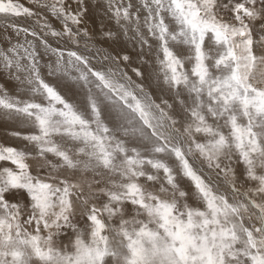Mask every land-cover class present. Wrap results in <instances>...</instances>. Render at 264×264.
<instances>
[{
	"label": "rangeland",
	"instance_id": "374dc122",
	"mask_svg": "<svg viewBox=\"0 0 264 264\" xmlns=\"http://www.w3.org/2000/svg\"><path fill=\"white\" fill-rule=\"evenodd\" d=\"M37 1L0 0V12L32 18L64 45L54 48L56 54L41 53L51 77L33 89L32 106L40 114L11 110V136L0 135V264H264V0H159L167 8L156 0H108L110 20L104 15L101 22L74 0H41L40 7ZM165 8L175 11L168 15ZM139 29L144 39L130 47L124 38ZM163 43H169L167 49ZM148 45L152 48L144 51ZM54 56L64 63L63 72L56 71ZM115 62L166 111L173 139L145 96L134 97L118 81ZM95 63L113 76L93 69ZM93 85L96 103L83 95ZM57 89L77 96L72 104L80 115ZM77 99L86 102L83 110ZM188 156L233 189L204 178Z\"/></svg>",
	"mask_w": 264,
	"mask_h": 264
},
{
	"label": "bare ground",
	"instance_id": "6f19581e",
	"mask_svg": "<svg viewBox=\"0 0 264 264\" xmlns=\"http://www.w3.org/2000/svg\"><path fill=\"white\" fill-rule=\"evenodd\" d=\"M43 1V0H42ZM69 1V0H68ZM75 1V6L76 5H78V6H80L81 4H83V6H86V7H89V10H90V13H93L94 15H96L97 17H98V19H99V21L101 22V19H102V17L105 15V19L106 20H110V15H109V12H108V10H107V5H108V0H74ZM113 1V0H112ZM143 1H145V0H143ZM37 2H39V7H40V5H42V3L43 2H41V0H38ZM73 2V1H72ZM133 2V1H132ZM154 2H156V5H162L163 7H165L166 5H165V2L164 1H159V0H156V1H154ZM170 2V1H169ZM32 3V2H31ZM61 3V2H60ZM64 3V2H63ZM141 3H144V2H141ZM167 3V2H166ZM173 3V2H172ZM171 3V4H172ZM44 4V3H43ZM68 4V3H67ZM70 4V3H69ZM130 4V3H129ZM132 4V3H131ZM154 4V3H153ZM174 4V3H173ZM172 4V5H173ZM176 4V3H175ZM174 4V5H175ZM36 5H38V4H36ZM71 5V4H70ZM47 6V5H46ZM59 6V5H58ZM134 6V5H133ZM138 6V5H137ZM167 6H168V3H167ZM167 6H166V8H167ZM42 7V6H41ZM159 7V6H158ZM158 7H156L157 9H158ZM170 7V6H169ZM43 8H45V6L43 7ZM48 8V7H47ZM56 8V7H55ZM136 8V7H135ZM140 8V7H139ZM152 8V7H151ZM166 8H165V10L163 9V11H167V13L168 12H170L169 10H171V9H174V8H168L167 10H166ZM46 9V8H45ZM48 9H51V8H48ZM130 9V8H129ZM147 9V8H146ZM153 9V8H152ZM57 10V9H56ZM59 10V9H58ZM57 10V11H58ZM81 10H83V9H81ZM88 10V11H89ZM120 10V9H119ZM139 10V9H138ZM141 10V9H140ZM140 10H139V12H140ZM160 10H162V9H160ZM40 11V10H39ZM53 11V10H52ZM148 11H150V9H148ZM152 11V10H151ZM174 11H175V9H174ZM70 12V11H69ZM130 12V11H129ZM156 12V11H155ZM159 13H160V11H158ZM82 13V12H81ZM127 13H128V11H127ZM134 13V12H133ZM140 13H142V12H140ZM149 13V12H148ZM158 13V14H159ZM178 13H180V12H178ZM46 14V13H45ZM63 14V13H62ZM126 14V13H125ZM136 14V13H135ZM138 14V13H137ZM151 14V13H150ZM161 14V13H160ZM159 14V15H160ZM165 14H166V12H165ZM164 14V15H165ZM171 14V12L170 13H168V15H170ZM55 15V14H54ZM163 15V16H164ZM178 15V14H177ZM59 16V15H58ZM62 16V15H61ZM125 16V15H124ZM147 16H148V14H147ZM157 16V15H156ZM172 16H174L173 14H172ZM179 16V15H178ZM248 16H250V15H248ZM63 17V16H62ZM78 17V16H77ZM123 17V16H122ZM139 17V16H138ZM149 17V16H148ZM147 17V18H148ZM152 17H153V13H152ZM175 17H176V15H175ZM182 17V16H181ZM252 17V16H251ZM47 18H48V16H47ZM53 18V17H52ZM64 18V17H63ZM141 18H142V16H141ZM154 18H155V16H154ZM160 18H161V16H160ZM162 18H167V19H170V20H172V18H171V16L169 17V16H167V15H165L164 17H162ZM178 18V17H177ZM69 19V18H68ZM82 19V18H81ZM126 19V18H125ZM133 20H134V18H132ZM53 20V19H52ZM60 20V19H59ZM96 20V19H95ZM94 20V21H95ZM128 20V19H127ZM164 20V19H163ZM57 21V20H56ZM102 21H104V20H102ZM135 21V20H134ZM137 21H138V19H137ZM141 21V20H140ZM155 21V20H154ZM165 21V20H164ZM50 22H51V20H50ZM75 22H76V20H75ZM105 22V21H104ZM124 22H125V20H124ZM156 22V21H155ZM0 23H2V25L3 24H5V25H8L7 26V28H5L4 26H1L0 25V33H4V34H2L1 36H4V38L5 39H1L0 40V135L2 136V135H7V136H11V130H10V126L11 125H13V124H9V121H8V118H9V112L11 111V110H16V111H19V112H22L23 110H24V108L25 109H29L30 110V112H32V114H29L28 115V117H30V116H34L37 112L40 114V112H41V108L40 109H38V108H34L33 106H32V102L31 101H34L35 102V99H36V95H35V91H36V89H38V86H39V84H42V85H44L45 84V82L46 81H48V78L50 79V75H49V73H48V70H49V72H51V69H50V67H47V64L46 65H44L43 64V62H44V60L46 61V58H44V60H43V58H42V56H41V53L43 52V50L45 49V51H46V53L45 54H47L48 56H49V54H51V53H47L48 51H50V52H52V55H53V53L54 54H56L55 52H56V50H54V48L55 49H61V48H63L64 47V45H63V42L57 37V36H55V35H50L49 33H48V35L47 34H45V33H43V31L42 30H40L41 29V27H42V24H39L38 22H35L32 18H29V17H27V16H23V15H14V14H12V13H9V12H7V13H4V12H0ZM43 23V22H42ZM68 23V22H67ZM139 23V22H138ZM167 23V22H166ZM125 24H127V23H125ZM136 24V23H135ZM248 24V23H247ZM13 25L15 26V27H13ZM43 25H45V23L43 24ZM55 25H56V23H55ZM57 25H60V24H58L57 23ZM156 25V24H155ZM158 25V24H157ZM169 24L167 23V25L166 26H168ZM189 25H191V24H189ZM50 26V25H49ZM89 26V25H88ZM100 26V25H99ZM107 26V25H106ZM125 26V25H124ZM129 25L127 24V27H128ZM141 26V25H140ZM165 26V25H164ZM163 26V27H164ZM170 26V25H169ZM18 27V28H17ZM45 27V26H44ZM48 27V26H47ZM132 27H134V26H132ZM162 27V26H161ZM179 27H180V25H179ZM195 27V26H194ZM21 28H23V30H26L25 28H27V29H30L31 31H32V33H33V35H29V34H24L25 32H19L20 30H22ZM54 28H56V26H54ZM117 28V27H116ZM129 28V27H128ZM127 28V31H129V29ZM137 29H138V27H136ZM140 28V27H139ZM156 28V27H155ZM165 28V27H164ZM174 28H176V27H174ZM9 29V30H8ZM48 29V28H47ZM86 29H88V28H86ZM107 29V28H106ZM118 29V28H117ZM123 29V28H122ZM130 29H132V28H130ZM152 29V28H151ZM199 29H201V28H199ZM168 30V29H167ZM177 30V29H176ZM207 30V29H206ZM254 30V29H253ZM29 31V30H28ZM126 31V32H127ZM162 31V30H161ZM170 31V30H169ZM194 31V30H193ZM131 32V31H130ZM129 32V33H130ZM144 32H145V29H144ZM152 32H153V30H152ZM156 31H154V33H155ZM166 32V31H165ZM125 33V32H124ZM174 33H176V32H174ZM122 34V33H121ZM156 34V33H155ZM154 34V35H155ZM160 34V33H159ZM178 34V33H177ZM257 34V33H256ZM24 35H26V37H24ZM37 35V36H36ZM93 35V34H92ZM140 29H139V31H135V37H132L131 36V39H129V40H127L126 38H124V41L130 46V47H137L138 45H139V42L141 41V40H143L144 38H141L140 36ZM151 35V34H150ZM162 35V34H161ZM175 35V34H174ZM174 35H172V36H174ZM180 35V34H179ZM107 36V35H106ZM105 36V37H106ZM156 36H157V34H156ZM163 36V35H162ZM170 36V35H169ZM196 36V35H195ZM208 36L210 37L211 35H209L208 34ZM140 37V38H139ZM166 37V36H165ZM178 37V36H177ZM88 38V37H87ZM86 38V39H87ZM107 38V37H106ZM151 38V37H150ZM155 38V37H154ZM191 38V37H190ZM204 38V37H203ZM113 39V38H112ZM159 39H161L160 37H159ZM168 39V38H167ZM181 39V38H180ZM187 39V38H186ZM47 41V43L46 44H44V45H42V44H40L39 42H43V41ZM158 40V39H157ZM163 40V39H162ZM177 40V39H176ZM185 40V39H184ZM109 41V40H108ZM161 41V40H160ZM197 41V40H196ZM65 42V41H64ZM91 42V41H90ZM122 42V41H121ZM120 42V43H121ZM189 42V41H188ZM191 42V41H190ZM150 43H153V42H150ZM180 43V42H179ZM179 43H178V45H179ZM98 44V43H97ZM124 44V43H123ZM148 44V43H147ZM164 44V46L166 47V49L168 48V46H167V44H169V43H163ZM194 44V43H193ZM198 44V43H197ZM48 46L49 48H51L52 50H48L45 46ZM69 45V44H68ZM94 45V44H93ZM155 45V44H154ZM153 45V46H154ZM157 46H161L162 45V43H159V44H156ZM177 45V46H178ZM196 45V44H195ZM200 45V44H199ZM101 46V45H100ZM122 46V45H121ZM197 46V45H196ZM53 47V48H52ZM65 47L66 48H68V46H66L65 45ZM103 47V46H102ZM105 47V46H104ZM139 47V46H138ZM143 47V46H142ZM107 48V47H106ZM109 48H111V47H109ZM108 48V49H109ZM128 48V47H127ZM141 48V47H140ZM152 48V45H148V46H146L143 50L144 51H146V49H151ZM172 48V47H171ZM107 49V50H108ZM130 49V48H129ZM132 49V48H131ZM170 49V48H169ZM96 50V49H95ZM133 50V49H132ZM135 50V49H134ZM141 50V49H140ZM111 51V50H110ZM130 51V50H129ZM139 50H137V51H135V52H138ZM225 51V50H224ZM108 52V51H107ZM106 52V53H107ZM127 52V51H126ZM36 53H38V54H36ZM130 53H134L133 51L132 52H130ZM143 52H141V53H139V54H142ZM150 53V52H149ZM169 53V52H168ZM83 54V53H82ZM92 55H93V53H91ZM135 54H137V53H135ZM146 54V53H145ZM151 54V53H150ZM165 54V53H164ZM38 55V56H37ZM111 55H113V54H111ZM115 55H118V54H115ZM127 55V54H126ZM132 55V54H131ZM147 55H149V54H147ZM146 55V56H147ZM161 55V54H160ZM163 55V54H162ZM79 56V55H78ZM121 56V55H120ZM135 56V55H134ZM140 56V55H139ZM152 56H154V53L152 52ZM51 57V56H50ZM57 57L58 56H54V58H55V60H56V64H57V68H56V71H59V72H63V70H62V68H63V65H64V63H62V61L61 62H57ZM109 57H110V55H109ZM113 57H114V55H113ZM128 57V56H127ZM132 57H133V55H132ZM157 57V56H156ZM60 58V57H59ZM58 58V60H60ZM74 58V57H73ZM72 58V59H73ZM83 58V57H82ZM116 58V57H115ZM139 58H142V57H138L137 58V60L139 59ZM144 58H146V57H144ZM148 58V57H147ZM162 58H164V57H162ZM176 58V57H175ZM68 59V58H67ZM66 59V60H67ZM129 59V58H128ZM158 59V58H157ZM61 60H62V58H61ZM77 60V59H76ZM104 60V59H103ZM124 60V59H123ZM126 60H127V58H126ZM187 60V59H186ZM224 60V59H223ZM89 61V60H88ZM92 61V60H91ZM107 61V60H106ZM148 61V60H147ZM157 61V60H156ZM190 61V60H189ZM188 61V62H189ZM55 62V61H54ZM96 62V61H95ZM136 62V61H135ZM187 62V61H186ZM46 63V62H45ZM53 63V62H52ZM104 63V62H103ZM113 63H114V61H113ZM112 63V64H113ZM116 63V65L115 66H118V70H119V74H116V75H118V77L117 78H120V79H118V81L120 82V83H122L123 84V86H126L127 88H126V90L128 89V90H130L131 91V93H133V96L134 97H136V98H140V100H144L143 99V97L145 96V99H146V101L147 102H145V103H147L148 104V106L151 108V110L153 111V114H154V112L156 113V116L157 117H160L161 119H163L165 122V125L167 126V130H168V133H169V135L172 137V139H173V135H174V130H173V128H172V126H171V124H170V119H169V117L165 114L166 113V111L161 107H159L158 106V104H156L155 102H153L149 97H148V93L147 92H145V91H142V89L140 90L139 88L140 87H137V86H135V83H134V81L132 80V78H131V76L129 75V74H127V72H125V69H126V67H125V69H124V67L123 66H121V64H117L118 62H115ZM129 63H130V61H129ZM132 63H134V62H132ZM155 63V62H154ZM66 64V63H65ZM98 64L101 66V64L98 62ZM97 63H95L94 65H92L91 67H93V69L94 68H96V69H98V70H100L101 69V71H100V73L101 74H103V75H108V73H110L111 74V72L110 71H108L107 69V72L108 73H106V72H103L104 70L102 69V68H100V66L98 65ZM107 64H108V62H107ZM126 64V63H125ZM168 64H170V63H168ZM104 65V64H103ZM109 65V64H108ZM130 65V67L132 66L131 65V63L129 64ZM160 65H161V63H160ZM229 65V64H228ZM49 66V65H48ZM90 66V65H89ZM128 66V65H127ZM156 66V65H155ZM129 67V66H128ZM129 67V68H130ZM136 67V66H135ZM157 67V66H156ZM160 67V66H159ZM221 67H223V66H221ZM107 68V67H106ZM158 68V67H157ZM160 68H162V67H160ZM220 67L218 66V69H219ZM95 69V70H96ZM113 71H117L116 69V67H113ZM132 69H134V68H132ZM137 69V68H136ZM142 69V68H141ZM156 69V68H155ZM192 69V68H191ZM214 69V68H213ZM140 69H138V71H139ZM161 70H163V69H161ZM228 70V69H227ZM97 71V70H96ZM112 71V72H113ZM137 71V70H136ZM143 71V70H142ZM189 71V70H188ZM95 72V71H94ZM91 73H92V71H91ZM144 73V72H143ZM147 72H145V74H146ZM149 73V72H148ZM162 73V72H161ZM93 74V73H92ZM125 74H127V75H125ZM141 74V73H140ZM150 74V73H149ZM70 75V74H69ZM73 75V74H72ZM77 75V74H76ZM87 75V74H86ZM112 75V74H111ZM153 74H151V76H152ZM161 75V74H160ZM78 76V75H77ZM91 76V75H90ZM113 76V75H112ZM111 76V77H112ZM140 76V75H139ZM138 76V77H139ZM142 76H143V74H142ZM159 77V74H157V75H155V78L156 77ZM54 77H59V74H58V72H55V74H54ZM66 78H67V76H65ZM70 77V76H69ZM68 77V79H70ZM80 77V76H79ZM108 77V76H107ZM137 77V76H136ZM148 77H150V75L149 76H147V78ZM230 77V76H229ZM261 77V76H260ZM75 78V77H74ZM74 78H73V80H74ZM82 78V77H81ZM93 78V77H92ZM108 78H110V77H108ZM61 79H62V76H61ZM77 79H78V77H77ZM97 79V78H96ZM115 79V78H114ZM137 79V78H136ZM149 79V78H148ZM151 79V78H150ZM159 80H160V78H158ZM76 80V79H75ZM92 80V79H91ZM206 80V79H205ZM63 81V80H62ZM87 81V80H86ZM90 81V80H89ZM98 81V80H97ZM102 81V80H101ZM149 81H151V80H149ZM82 82H83V80H82ZM160 82V81H159ZM56 83H57V81H56ZM63 83H65V81L63 82ZM79 83V82H78ZM78 83H76V84H78ZM90 83V82H89ZM99 83V82H98ZM52 84H53V86L54 87H56L57 85L54 83V82H52ZM59 84V83H58ZM62 84V83H61ZM60 84V85H61ZM68 84V83H67ZM73 84V83H72ZM80 84V83H79ZM100 84V83H99ZM159 84V83H158ZM64 85V84H63ZM66 85V84H65ZM64 85V86H65ZM80 86V85H79ZM83 86H85V85H83ZM117 86V85H116ZM46 87H48V86H46ZM50 87H51V85H50ZM58 87V86H57ZM61 87H62V85H61ZM72 89H76V88H74V86L72 87V86H70ZM100 87V86H99ZM252 87V86H251ZM40 88H41V86H40ZM43 88V87H42ZM68 88V87H67ZM66 87H65V90L67 89ZM70 88V89H71ZM79 88V87H78ZM81 88V87H80ZM84 88V87H83ZM82 88V89H83ZM89 88V87H88ZM102 88V87H101ZM124 88V87H123ZM152 88V87H151ZM33 89L35 90V91H33ZM62 89H64V88H62ZM62 89H57V90H61V95H63L64 96V99H66V101H69L68 103L70 104V109L73 107L74 108V111L76 112L75 114L76 115H80V110H78L77 108H76V104H75V98L77 97H66L65 96V91H62ZM71 89V90H72ZM93 89H96V88H94V85H93V88L91 87V88H89V89H87V91H86V93H84L83 95H85L86 97H88L89 98V100L91 99L94 103H96L97 102V100L94 98V95H95V93H93L94 92V90ZM118 89V88H117ZM116 89V90H117ZM122 89V88H121ZM221 89V88H220ZM43 90V89H42ZM53 90V89H52ZM107 90V89H106ZM105 90V91H106ZM119 90V89H118ZM260 90V89H259ZM53 91H55V90H53ZM68 91V90H67ZM75 91V90H74ZM84 91V90H83ZM98 91V90H97ZM109 91V90H108ZM122 91V90H121ZM176 91H178V90H176ZM205 91V90H204ZM257 91V90H256ZM42 92V91H41ZM56 92V91H55ZM59 92V91H58ZM69 92H72V91H70L69 90ZM247 92V91H246ZM38 93V92H37ZM75 93V92H74ZM92 93L94 94V95H92ZM127 93V92H126ZM205 93V92H204ZM212 93V92H211ZM210 93V94H211ZM262 93V92H261ZM13 94L15 95V96H17V98H15L14 96H13ZM59 93H57V95H58ZM69 94V93H68ZM76 94V93H75ZM74 94V95H75ZM82 94V93H81ZM110 94V93H109ZM250 94V93H249ZM70 95H73L72 93L70 94ZM123 95H125V94H123ZM138 95L140 96V97H138ZM212 95V94H211ZM51 96V95H50ZM60 96V95H59ZM58 96V97H59ZM63 96H62V98H63ZM103 96H105V94H103ZM102 96V97H103ZM150 96V95H149ZM185 96V95H184ZM54 97H55V95H54ZM61 97V96H60ZM59 97V98H60ZM96 97V96H95ZM109 97V96H108ZM115 97V96H114ZM172 97V96H171ZM192 97V96H191ZM261 97V96H260ZM62 98H60L61 100H64V99H62ZM82 98V97H81ZM105 99L107 98V97H104ZM30 99V100H29ZM45 99H47V98H45ZM67 99H69V100H67ZM85 99V98H84ZM114 99V98H113ZM116 99H117V97H116ZM171 99V98H170ZM83 100V99H82ZM136 100V99H135ZM76 101H79V103H80V100H76ZM64 101H62V103H63ZM83 102V101H82ZM81 102V103H82ZM117 102H118V100H117ZM117 102H114V103H117ZM136 102V101H135ZM143 102V101H142ZM173 102H175V100L173 101ZM14 103L17 105V104H19V108H17L15 105H14ZM75 104V105H73V104ZM78 102H77V104H79ZM81 103L78 105L79 106V108H81L80 107V105H81ZM86 104V102H83V104ZM91 103V102H90ZM119 103H120V100H119ZM39 103L37 102V104L36 105H38ZM82 104V105H83ZM146 104V105H147ZM234 104V103H233ZM140 105V104H139ZM170 105H172V103L170 104ZM39 106V105H38ZM52 106V105H51ZM54 106V105H53ZM67 106V105H66ZM96 106V105H95ZM137 106H138V104H137ZM173 106V105H172ZM55 107V106H54ZM90 107V106H89ZM140 107V106H139ZM169 107V106H168ZM231 107V106H230ZM34 108V109H33ZM47 108V107H46ZM72 108V109H73ZM84 108V107H83ZM114 108V107H113ZM148 108V107H147ZM184 108V107H183ZM186 108V107H185ZM48 109V108H47ZM52 109H54V108H52ZM70 109H69V111H70ZM82 109V108H81ZM87 109V108H86ZM98 109H99V107H98ZM121 109H123V108H121ZM163 111H162V110ZM228 109V108H227ZM67 109L66 108H62V110L61 111H66ZM83 110V109H82ZM82 110H81V112H82ZM91 110H93V109H91ZM112 110V109H111ZM49 111V110H48ZM85 111V110H84ZM114 111V110H113ZM122 112H125V111H123V110H121ZM148 111H150V110H148ZM185 111V110H184ZM254 111V110H253ZM72 112V111H71ZM90 112V111H89ZM165 112V113H164ZM174 112V111H173ZM2 113L4 114L3 116H4V118L2 119V117H1V115H2ZM46 113V112H45ZM52 113V112H51ZM51 113H49V114H51ZM91 114H92V112H90ZM102 114H103V112H101ZM149 113V112H148ZM34 114V115H33ZM38 114V115H39ZM61 114V113H60ZM71 114V113H70ZM85 114V113H84ZM93 114H94V112H93ZM100 114V113H99ZM133 114V113H132ZM206 114V113H205ZM25 115H26V113H25ZM125 115V114H124ZM123 115V116H124ZM176 115V114H175ZM178 115V114H177ZM179 115H180V113H179ZM21 116H22V114H21ZM89 116V115H88ZM95 116V115H94ZM126 116H129V115H126ZM125 116V117H126ZM153 116V115H152ZM181 116L183 117V118H186L185 117V115L184 114H181ZM27 117V116H26ZM52 117V116H51ZM71 117V116H70ZM81 117V116H80ZM104 117V116H103ZM102 117V118H103ZM116 117V116H115ZM121 117H122V115H121ZM125 117H124V119H125ZM180 117V116H179ZM53 118V117H52ZM117 118V117H116ZM115 118V119H116ZM119 118V117H118ZM127 118V117H126ZM223 118V117H222ZM130 120L132 119V118H129ZM154 119V118H153ZM32 120V119H31ZM90 120V119H89ZM102 120V119H101ZM105 120V119H104ZM107 120V119H106ZM105 120V121H106ZM121 120H122V118H121ZM128 120V119H127ZM155 120V119H154ZM193 120L195 121V119L193 118ZM221 121H222V119H220ZM103 121V120H102ZM118 121V120H117ZM116 121V122H117ZM157 121V120H156ZM155 121V122H156ZM159 121V120H158ZM157 121V122H158ZM190 121H192V120H189V122ZM28 122H29V124H31L30 123V121L28 120ZM107 122V121H106ZM120 122V121H119ZM123 122H124V120H123ZM126 122V121H125ZM129 122V121H128ZM133 122L134 121H132L130 124H133ZM160 122H162V121H160ZM193 122V121H192ZM217 122H218V120H217ZM91 123V122H90ZM102 123H104V122H102ZM112 123H114V122H112ZM121 123H122V121H121ZM164 123H162V124H164ZM193 123H195V122H193ZM21 124L22 125H24V124H26L25 122L24 123H22L21 122ZM33 124V123H32ZM106 124V123H105ZM117 124V123H116ZM125 124V123H124ZM224 124V123H223ZM28 125V124H27ZM109 125V124H108ZM127 125H128V123H127ZM136 125V124H135ZM198 125V124H197ZM261 125V124H260ZM14 126V125H13ZM36 126V125H35ZM92 126V125H91ZM122 126V125H121ZM120 126V127H121ZM125 126V125H124ZM153 126H155L156 127V125H153ZM191 126H193V125H191ZM220 126V125H219ZM16 127V126H15ZM111 127L112 126H110V129H109V131L111 130ZM128 127V126H127ZM136 127V126H135ZM157 127H159V126H157ZM13 129V128H12ZM112 129H114V128H112ZM131 129V128H130ZM160 129V128H159ZM162 129V128H161ZM165 128H163V130H164ZM166 129H165V131H166ZM14 130V129H13ZM120 130V129H119ZM209 130V129H208ZM219 130L220 131H224L223 129H221L220 127H219ZM219 130L217 131V132H219ZM16 131V130H15ZM14 131V132H15ZM56 131V130H55ZM104 131V130H103ZM116 131H118V130H116ZM143 131V130H142ZM193 131H194V129H193ZM201 131V130H200ZM113 133H114V131H112ZM198 132V131H197ZM226 132V131H225ZM74 133V132H73ZM111 133V132H110ZM118 133H120V132H117V134ZM133 133V132H132ZM136 133V132H135ZM222 133V132H221ZM264 133V132H263ZM66 134V133H65ZM64 134V136H66ZM115 134V133H114ZM120 134H122V131H121V133ZM147 134V133H146ZM224 134V133H223ZM110 135V134H109ZM150 135V134H149ZM155 135V134H154ZM196 135V134H195ZM146 136V135H145ZM156 136V135H155ZM167 136V135H166ZM206 136V135H205ZM6 137V136H5ZM94 137V136H93ZM114 137V136H113ZM157 137V136H156ZM203 137V136H202ZM170 138V137H169ZM179 138V137H178ZM213 138V137H212ZM145 139V138H144ZM155 139H157V138H155ZM176 139H177V137H176ZM183 139V138H182ZM209 139H211V138H209ZM7 140H9V139H6V141ZM135 140L138 142V143H141L142 144V146H143V142H144V140L142 141V139H141V137H139L138 135H136V137H135ZM146 140H147V138H146ZM145 140V141H146ZM154 140V139H153ZM152 140V141H153ZM204 140H206V139H204ZM232 140V139H231ZM63 141H65V140H63ZM176 141V140H175ZM179 141V140H178ZM213 141V140H212ZM227 141V140H226ZM1 140H0V144H1ZM66 142V141H65ZM134 142V141H133ZM147 142V141H146ZM162 142V141H161ZM172 142V141H171ZM181 142V141H180ZM182 142H183V140H182ZM228 142V141H227ZM22 143V142H21ZM25 143V142H24ZM39 143V142H38ZM68 143V142H67ZM76 143H77V141H76ZM85 143V142H84ZM148 143V142H147ZM176 143H177V141H176ZM201 143H202V141H201ZM9 144V143H8ZM30 144V143H29ZM149 144V143H148ZM168 144H171V143H168ZM173 145V144H172ZM171 145V146H172ZM180 145V144H179ZM204 145V144H203ZM228 145V144H227ZM233 145V144H232ZM68 146L70 147V145L68 144ZM165 146V145H164ZM171 146H170V148H171ZM73 147V146H72ZM206 147H208L207 145H206ZM213 148H214V146H212ZM152 148V150H154L153 149V147H151ZM157 148V147H156ZM180 148V147H179ZM184 148V147H183ZM158 149V148H157ZM178 149V148H177ZM176 149V150H177ZM212 149V148H211ZM7 150V149H6ZM141 150V149H140ZM146 150V149H145ZM159 150V149H158ZM155 151V150H154ZM183 150H181V152H182ZM211 151V150H210ZM214 151V150H213ZM140 152H142V150L140 151ZM156 152V151H155ZM158 152V151H157ZM168 152V151H167ZM180 152V153H181ZM216 152V151H215ZM91 153V152H90ZM159 153H160V150H159ZM166 153V152H165ZM172 153V152H171ZM185 152H183V154H184ZM187 153H189V152H187ZM213 153V152H212ZM167 154H169V153H166V155ZM160 155V154H159ZM185 156H186V154H184ZM192 155V154H191ZM158 156V155H157ZM162 156V155H161ZM170 156V154L168 155V156H166V158L168 157V158H170L169 157ZM194 156V155H193ZM142 157V156H141ZM195 157V156H194ZM194 157L192 158V157H190V156H188V161H189V164H190V166H192L193 168H195V169H198L197 168V165H196V163L197 164H199V166L201 167V169L204 171V172H202V176L204 177V178H206V176H208V178L209 177H212V178H214L215 180H217L218 181V179L221 181H219L220 183H222L227 189H233V187H231V186H229L227 183H223V182H227L226 180H225V178H223L222 176H220V175H218V174H214V172L213 171H211V170H206V168H204L203 166H202V162H201V164L199 163V162H197L196 161V158L194 159ZM157 157H155V159H156ZM161 158V157H160ZM159 158V159H160ZM163 158V157H162ZM167 158V159H168ZM144 159V158H143ZM171 160H173V155H172V159ZM218 160H220V159H218ZM78 161V160H77ZM157 161V160H156ZM161 161H163V160H161ZM164 162V161H163ZM174 162V161H173ZM172 162V163H173ZM168 162H166V164H167ZM170 163V162H169ZM188 163V162H187ZM12 164V163H11ZM144 164H145V162H144ZM171 164V163H170ZM169 164V165H170ZM175 164H178V163H175ZM188 164V165H189ZM192 164V165H191ZM179 165V164H178ZM240 165V164H239ZM246 165V164H245ZM171 166V165H170ZM180 166V165H179ZM11 167V166H10ZM184 167V166H183ZM234 167V166H233ZM191 168V167H190ZM153 169V168H152ZM170 169V168H169ZM175 169V168H174ZM181 169V168H180ZM176 170H177V168H176ZM175 170V171H176ZM192 170V169H191ZM16 171V170H15ZM169 171V170H168ZM167 171V172H168ZM255 171V170H254ZM12 172H13V170H12ZM174 172V171H173ZM256 172H258V171H256ZM172 173V172H171ZM178 173V172H177ZM172 174H174V173H172ZM192 174V173H191ZM250 174V173H249ZM160 175V174H159ZM177 175V174H176ZM26 177V176H25ZM177 177V176H176ZM231 177H232V175H231ZM230 177V178H231ZM133 178V177H132ZM234 177H232V179H233ZM176 179H178V178H176ZM175 179V180H176ZM237 179V178H236ZM135 180V179H134ZM174 180V179H173ZM209 180V179H208ZM235 180V179H234ZM158 182V181H157ZM182 183H183V181H181ZM219 182H217V185H218V183ZM232 182V181H231ZM122 183H123V181H122ZM190 184H191V182H189ZM215 183V182H214ZM254 183V182H253ZM162 184V183H161ZM249 184V183H248ZM159 185H160V183H159ZM217 185H216V187H217ZM116 186V185H115ZM161 186V185H160ZM172 186V185H171ZM197 186V185H196ZM215 187V188H216ZM222 187V186H221ZM171 189V188H170ZM169 189V190H170ZM222 189V188H221ZM235 190V189H234ZM122 191V190H121ZM161 191V190H160ZM216 191V190H215ZM218 191H220V190H218ZM223 191V190H222ZM159 192V191H158ZM172 192V191H171ZM224 192V191H223ZM238 192V191H237ZM225 193V192H224ZM222 194V193H221ZM226 194V193H225ZM228 194V193H227ZM226 194V195H227ZM236 194V193H235ZM226 195H224V196H226ZM239 195V194H238ZM21 196V195H20ZM170 196V195H169ZM228 196V195H227ZM243 196V195H242ZM26 197V196H25ZM24 197V198H25ZM244 197V196H243ZM228 198V197H227ZM14 199V198H13ZM198 199V198H197ZM17 200V199H16ZM19 200V199H18ZM177 201H180V203L182 204V203H187V202H185V201H183L181 198H178V200ZM260 201V200H259ZM249 203V202H248ZM9 204V203H8ZM187 204H189V203H187ZM250 205V204H249ZM260 205V204H259ZM25 206V205H24ZM23 206V207H24ZM197 206V205H196ZM206 206V205H205ZM22 208V207H21ZM29 208V207H28ZM263 208V207H262ZM14 209V208H13ZM16 209V208H15ZM4 210V209H3ZM192 210V209H191ZM194 210V209H193ZM216 210H217V207H216ZM24 211V210H23ZM27 211H28V209H27ZM197 212V211H196ZM133 213V212H132ZM23 214H24V212H23ZM189 215H191V213L189 214ZM217 215V214H216ZM134 216V215H133ZM116 217V216H115ZM113 219V218H112ZM117 220V219H116ZM193 221V220H192ZM39 222V221H38ZM184 224V223H183ZM1 225V224H0ZM147 225V224H146ZM182 225V224H181ZM205 225V224H204ZM9 227V226H8ZM172 227V226H171ZM183 229V228H182ZM170 230V229H169ZM168 231V230H167ZM199 231V230H198ZM187 233V232H186ZM185 233V234H186ZM188 234V233H187ZM180 236V235H179ZM144 239V238H143ZM143 241V240H142ZM227 259V258H226Z\"/></svg>",
	"mask_w": 264,
	"mask_h": 264
}]
</instances>
